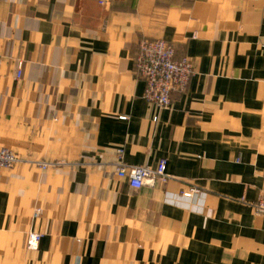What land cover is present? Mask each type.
<instances>
[{
	"label": "crops",
	"instance_id": "0c3cea01",
	"mask_svg": "<svg viewBox=\"0 0 264 264\" xmlns=\"http://www.w3.org/2000/svg\"><path fill=\"white\" fill-rule=\"evenodd\" d=\"M155 38L195 70L167 108L135 73ZM0 146V264H264V0H0Z\"/></svg>",
	"mask_w": 264,
	"mask_h": 264
},
{
	"label": "built area",
	"instance_id": "2783aa9c",
	"mask_svg": "<svg viewBox=\"0 0 264 264\" xmlns=\"http://www.w3.org/2000/svg\"><path fill=\"white\" fill-rule=\"evenodd\" d=\"M21 67L22 64L19 68ZM135 69V73L145 81V100L160 108L170 106L172 94L183 92L195 72L191 60L188 57L178 59L174 45L161 38L145 39L140 43ZM17 75L19 76L20 72ZM120 151V154H123V150ZM20 161H22V158L17 152L0 146V170L11 169ZM50 165L46 162L38 163V166L43 169ZM116 173L120 178L126 179L135 190L157 182L166 183L171 179V176L167 173L166 159H162L157 168L129 165L121 161L118 164ZM196 192H198V189L191 187L182 194L191 196ZM253 208L256 213L264 215V188L259 199L253 204ZM41 236L38 233H31L28 236V247H36Z\"/></svg>",
	"mask_w": 264,
	"mask_h": 264
},
{
	"label": "rangeland",
	"instance_id": "374dc122",
	"mask_svg": "<svg viewBox=\"0 0 264 264\" xmlns=\"http://www.w3.org/2000/svg\"><path fill=\"white\" fill-rule=\"evenodd\" d=\"M14 152H15V151H14ZM17 153H18V152H17ZM18 154H19V153H18ZM19 155L21 156V154H19ZM21 158H22V160H23V157H21ZM20 162H21V161H20ZM18 163H19V162H18ZM18 163H17V164H18ZM40 163H41V162H40ZM17 164H16V165H17ZM16 165H15V166H16ZM2 170H3V169H2ZM0 171H1V170H0Z\"/></svg>",
	"mask_w": 264,
	"mask_h": 264
}]
</instances>
